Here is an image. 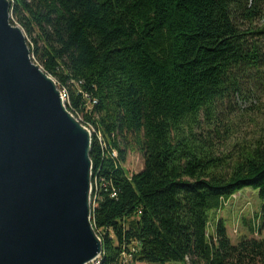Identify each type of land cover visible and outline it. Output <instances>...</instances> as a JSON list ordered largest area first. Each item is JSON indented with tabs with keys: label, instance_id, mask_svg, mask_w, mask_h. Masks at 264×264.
<instances>
[{
	"label": "trees",
	"instance_id": "1",
	"mask_svg": "<svg viewBox=\"0 0 264 264\" xmlns=\"http://www.w3.org/2000/svg\"><path fill=\"white\" fill-rule=\"evenodd\" d=\"M10 2L34 61L93 130L101 264L131 246L135 264H264V239L232 245L222 222L208 236L210 213L245 188L260 192L264 229V135L236 156L214 143L225 106L264 92V0ZM129 153L141 172L125 169Z\"/></svg>",
	"mask_w": 264,
	"mask_h": 264
},
{
	"label": "water",
	"instance_id": "2",
	"mask_svg": "<svg viewBox=\"0 0 264 264\" xmlns=\"http://www.w3.org/2000/svg\"><path fill=\"white\" fill-rule=\"evenodd\" d=\"M0 0V264H89L103 253L92 223L93 134Z\"/></svg>",
	"mask_w": 264,
	"mask_h": 264
},
{
	"label": "rangeland",
	"instance_id": "3",
	"mask_svg": "<svg viewBox=\"0 0 264 264\" xmlns=\"http://www.w3.org/2000/svg\"><path fill=\"white\" fill-rule=\"evenodd\" d=\"M258 25L264 26V19L259 21ZM28 42L30 43L31 40L28 39ZM34 63L37 64L35 61ZM54 81L60 92L63 91L64 88L58 81L56 79ZM230 103L215 120L219 134L214 143L221 149V153L236 156L264 135V92L257 88H247L240 97L234 98ZM76 118L79 121L82 119ZM87 128L93 134L92 128ZM124 167L130 174L141 172L144 168L141 155L129 153ZM92 204L94 205L93 195ZM262 208L263 200L260 192L253 188L243 189L227 201L220 211L210 213L208 236L213 237L218 223L222 222L232 245H237L245 238L264 239ZM97 235L102 240V234L97 233Z\"/></svg>",
	"mask_w": 264,
	"mask_h": 264
},
{
	"label": "built area",
	"instance_id": "4",
	"mask_svg": "<svg viewBox=\"0 0 264 264\" xmlns=\"http://www.w3.org/2000/svg\"><path fill=\"white\" fill-rule=\"evenodd\" d=\"M62 98L66 101V93L61 92ZM82 122V120H80ZM115 195H113L114 197ZM138 246L137 244H134ZM138 253V249L135 246L129 247V249L124 248L122 253L120 254L119 264H135V255ZM98 260V258L96 259ZM95 264V261L89 263Z\"/></svg>",
	"mask_w": 264,
	"mask_h": 264
},
{
	"label": "bare ground",
	"instance_id": "5",
	"mask_svg": "<svg viewBox=\"0 0 264 264\" xmlns=\"http://www.w3.org/2000/svg\"><path fill=\"white\" fill-rule=\"evenodd\" d=\"M61 92L66 93L65 91H61ZM67 98H68V95H67V93H66V99H67ZM93 178H94V176H93ZM93 193H94V184H93ZM92 195H93V194H92ZM113 231H114V230H113ZM102 256H103V253H102L101 256L98 257V260H95V264H101Z\"/></svg>",
	"mask_w": 264,
	"mask_h": 264
}]
</instances>
